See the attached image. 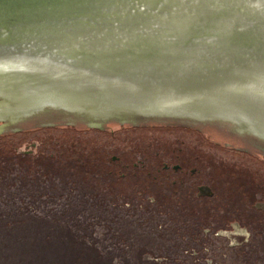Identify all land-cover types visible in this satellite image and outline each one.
<instances>
[{"label":"rangeland","instance_id":"rangeland-1","mask_svg":"<svg viewBox=\"0 0 264 264\" xmlns=\"http://www.w3.org/2000/svg\"><path fill=\"white\" fill-rule=\"evenodd\" d=\"M0 264H264V144L189 122L0 134Z\"/></svg>","mask_w":264,"mask_h":264},{"label":"water","instance_id":"water-1","mask_svg":"<svg viewBox=\"0 0 264 264\" xmlns=\"http://www.w3.org/2000/svg\"><path fill=\"white\" fill-rule=\"evenodd\" d=\"M161 122L264 144V0H0V134Z\"/></svg>","mask_w":264,"mask_h":264},{"label":"flooded vegetation","instance_id":"flooded-vegetation-1","mask_svg":"<svg viewBox=\"0 0 264 264\" xmlns=\"http://www.w3.org/2000/svg\"><path fill=\"white\" fill-rule=\"evenodd\" d=\"M177 168H174V170H176ZM178 169H180V168H178ZM192 171H194V170H192ZM185 173V172H184ZM203 188H206V189H208L206 186H204V185H199V187L197 188L199 191H200V193H202V189ZM207 193H203V195H206ZM207 195H211V193H208Z\"/></svg>","mask_w":264,"mask_h":264},{"label":"trees","instance_id":"trees-1","mask_svg":"<svg viewBox=\"0 0 264 264\" xmlns=\"http://www.w3.org/2000/svg\"><path fill=\"white\" fill-rule=\"evenodd\" d=\"M163 167H167V165L166 164L165 165L163 164ZM179 167H181V166H179ZM174 168H177V167H174Z\"/></svg>","mask_w":264,"mask_h":264}]
</instances>
